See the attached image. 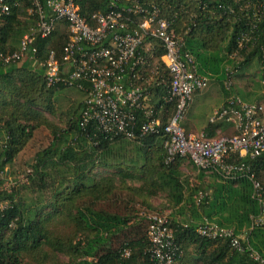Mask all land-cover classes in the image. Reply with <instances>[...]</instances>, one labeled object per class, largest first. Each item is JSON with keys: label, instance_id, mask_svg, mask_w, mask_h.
I'll use <instances>...</instances> for the list:
<instances>
[{"label": "trees", "instance_id": "16d2710c", "mask_svg": "<svg viewBox=\"0 0 264 264\" xmlns=\"http://www.w3.org/2000/svg\"><path fill=\"white\" fill-rule=\"evenodd\" d=\"M16 1L19 6L12 7L0 25L1 52L14 51L13 44H19L29 24L19 17L30 8V0ZM144 1L158 8L182 39V52L192 56L197 74L222 79L223 83L227 73L240 76L239 70L253 59L259 65L264 0ZM75 2L79 15L89 23L91 14L106 10L108 0ZM241 36L251 39L232 56ZM67 37L66 27L60 24L49 37L37 39L39 60L49 50L59 59ZM9 40L13 44L6 50ZM224 40L227 43L222 47ZM147 43L151 47L144 53L142 79L137 84L144 104L164 123L173 110L172 103L163 101L169 78L160 62L158 42L146 38L143 45ZM259 77L264 78L261 69ZM63 89L71 88H47L42 69L33 68L27 60L0 69V173L12 166L35 130H47L51 140L35 153L30 172L25 175L26 186L22 184L9 193L0 189V204H5L0 208V264H21L25 257L35 255L38 262L51 263L57 254L67 258L65 264H156L146 253L147 221L140 213H132L131 205L138 203L152 210L151 200L160 195L173 215L177 211L182 216V222L168 218L178 248L173 264H257L246 253L231 250L226 240L198 236L196 227L204 219L231 229L235 235L246 229L242 242L264 257V228L249 230L250 217L256 215L257 207L250 199L248 182L218 179L210 187L198 184L189 188L185 196L188 185L180 173L184 159L164 162L162 133L131 141L99 133L92 123L82 129L78 125L82 102L66 113V122L56 128L46 116L53 118V94ZM220 127L207 125L203 130L212 136ZM130 143L132 149L127 150ZM248 162L264 186V151ZM45 187L50 190L44 204L39 205L36 198ZM20 193L30 205L24 203ZM29 194L36 197L30 199ZM54 224L62 225L57 227L61 228L59 234L52 232ZM123 249L129 251L127 258L121 257Z\"/></svg>", "mask_w": 264, "mask_h": 264}, {"label": "built area", "instance_id": "2783aa9c", "mask_svg": "<svg viewBox=\"0 0 264 264\" xmlns=\"http://www.w3.org/2000/svg\"><path fill=\"white\" fill-rule=\"evenodd\" d=\"M18 6L16 0H0V25L11 8ZM28 13L35 19L34 27L21 37L14 51H0V69L27 60L33 68L42 69L47 88L63 86L82 92L78 120L82 129L92 123L99 133L120 135L131 141L160 132L164 137L165 163L182 158L195 171L212 174L221 181L245 180L250 186V199L257 207L256 215L250 217L249 230L264 228V186L255 178L248 162L264 151V105L244 102L232 94L230 73L223 81L230 94L221 107L212 111L207 124L230 125L233 133L208 137L202 130L197 135H187L180 123L192 95L205 89L209 78L197 74L192 56L182 52V39L154 4L144 0H123L122 4L108 0L106 10L91 14L89 23L79 15L75 0H30ZM60 24L68 33L60 58L49 50L39 60L36 40L49 37ZM262 35L258 51L264 73V24ZM146 38L158 42L162 49L160 62L169 78L163 101L172 103L173 110L164 123L144 104L137 84L142 79L144 53L148 51L145 46L151 47L149 43L143 45ZM250 39L245 36L237 39L231 55L235 56ZM259 83L264 94V78ZM143 216L147 221V255L156 264H173L178 248L167 216L155 212ZM195 231L208 240H226L231 250L246 253L252 261L264 264V257L231 229L204 219ZM128 255L129 251L123 249L121 257Z\"/></svg>", "mask_w": 264, "mask_h": 264}, {"label": "rangeland", "instance_id": "374dc122", "mask_svg": "<svg viewBox=\"0 0 264 264\" xmlns=\"http://www.w3.org/2000/svg\"><path fill=\"white\" fill-rule=\"evenodd\" d=\"M29 9H27L19 17L21 22L22 21H26L27 23L29 22V24L26 25L27 28H26L25 33L29 32L34 27V24H35V19L33 18L32 13H30L31 15H29V13H28ZM11 44H13V40L8 41V44H7L8 46L6 47V50L9 49ZM13 47H14V49L16 47H18V43L13 44ZM239 71L240 72L238 75H240V76L244 75V76H243V78H240V79H236V77H234L233 75L231 76V82H232V92L231 93L234 94L235 96H237L240 100H243L244 102L254 103V102L262 101L264 99V94H262L261 88H260V83H259L260 82V77H259L260 76V66L258 65L256 59L251 60L249 63H247V65L242 67L241 70H239ZM211 81H213V78H209L206 88L198 92V93H200V92H204L205 90H207L208 92L204 96L196 97L194 99V101H193V96L195 94L192 95V97H191V101H193V106L191 108L192 109L191 111L193 113H197V115H200L198 117V121H202L201 113L203 114L209 106H211L212 104H214L216 102V99L214 98L215 94L219 93V91H220L219 90L220 88H217V86L215 84H212L213 82H211ZM229 94L230 93L228 92L227 97L229 96ZM81 97H82L81 92L78 90H74V89H63V90L56 91L52 97V102H54L53 106L55 108L54 116H53V118H51L49 116H46V117L49 119V121L53 125H55L56 128L62 127V125L66 122V119H65L66 115L65 114L70 113V111H74L77 104H80L79 102L83 98V97L82 98ZM82 101H83V99L81 100V102ZM191 101H190V103H191ZM186 113H187V111H186ZM185 118H186V114L180 123L181 127H182V123L184 122ZM187 122H191L190 117H188ZM204 123H205V121L202 124H204ZM42 134H43V131H38L35 139H38V137H43ZM40 140H42V141H40L41 143H35V140H34V142H32V144L30 143L28 146H26V148L23 150V152L16 156L12 166L4 167L2 173H0V181H1L0 189L1 190L9 193V191H11L12 189H14L18 186H22V184H23V186H26L25 185V180H26L25 175L27 174V171H30L29 165H30L32 159L34 158L36 151L42 150V148L44 146H46L48 143V139L44 142H43V139H40ZM131 145L132 144L130 143L127 150L132 149L133 145L132 146ZM193 171H194V169L191 167V164L187 160L184 159L183 163L180 166V173H181V179L185 180L187 185H188L187 191L184 192L185 196L187 195V193L189 194V190H188L189 188H192V187L198 185L197 184L198 180L196 178V175L192 173ZM19 184H21V185H19ZM15 185H17V186H15ZM49 190H50V188L45 187L43 189V191L41 192L40 196L38 198H36V199H40L39 205L44 204L43 201L45 200V197L48 196ZM20 195H21L20 197L24 198V203L27 205H30L28 198L21 193H20ZM33 197L35 198L36 194H29L30 199H32ZM192 197L194 198L195 195H192ZM151 204L154 206V209H152V210L147 209L146 207H144L140 204L138 205V203H133L131 205V207L133 209L132 213H134V214L140 213V215H141V214H145L148 212H155V213H158L161 215H165L169 219L173 218L172 217L173 212H172L171 208H169L166 205V202L164 200L163 195H160L157 198L152 199ZM4 205H5L4 203L0 204V208H3ZM185 214L186 215L188 214L187 211H185ZM174 220H176L178 222H182V216L179 215L177 211H175ZM60 226H62V225L54 224V227H56V228H54L52 232L57 234L58 229H61V228H57V227H60ZM68 231L69 230H63V232H68ZM42 251H46V247H43ZM37 257H38V255H35L32 257H25L21 261V264H65L67 261V258L61 254H57L56 260H54L51 263H49V261L44 262V263H40L37 261Z\"/></svg>", "mask_w": 264, "mask_h": 264}, {"label": "crops", "instance_id": "0c3cea01", "mask_svg": "<svg viewBox=\"0 0 264 264\" xmlns=\"http://www.w3.org/2000/svg\"><path fill=\"white\" fill-rule=\"evenodd\" d=\"M226 43H227V41L224 40L222 42V47H224L226 45ZM149 48L150 47L145 46V49H149ZM243 76H235V77H236V79H240V78H243ZM221 81H222V79L220 81H218L215 78H213V81H211V82H213L212 84H215L217 86V88H220L219 89L220 91H219V93L215 94V97L214 98L216 99V102L214 104H212L211 106H209L207 108V110L203 114L201 113L202 121H198V117L200 115H197V113H193L191 111L192 110L191 108L193 106L194 99L196 97H202V96H204L208 91L205 90L204 92H200V93L197 92V94L195 93V95L193 96V101H191V103L189 104L190 107H188V109H187L186 118H185L184 122L182 123V128H183V131H184L185 134H187V135H197V133H199L200 131H202L208 125L207 124V121H208V118L211 115L212 111L215 110V109H217V108H219V107H221L223 105V103L225 102V100L227 98L228 91H226L224 89L223 83ZM81 95L84 98V94L81 93ZM81 100H80L79 103H81ZM259 102H260V104L264 105V103H263L264 102V99L262 101H259ZM259 102H254V103H259ZM247 103H252V102H247ZM76 107H78V104H77ZM188 117H190V121L191 122H187ZM204 121H205V123L202 124ZM218 124H220V126H221L220 129L214 130L212 136H208V132H207V136L208 137H214V136H216L218 134H221V135H231L233 133L232 127L230 125H227V124H224V123H218ZM215 125H217V124H215ZM38 131H43V134H42L43 137H38V139H35L36 136H37L36 134L38 133ZM203 131H205V130H203ZM2 139H3V133L0 131V141ZM40 139H43V142L48 139L47 145L49 144V142L51 140H50V136H49V133H48L47 130L42 129V128L35 130L33 132V134H32L31 139L27 142L26 146H28L30 143L32 144V142H34V140H35V143H41L40 141H42V140H40ZM26 146L21 150L20 153L23 152V150L26 148ZM46 146H44L43 148H45ZM191 167L193 168L192 165H191ZM192 173L196 175V178L198 180L197 181V184H201V185H204L205 184L206 186L210 187V186L214 185L215 182L218 183V179L215 176H213L212 174H207V173L201 172L202 173V178L199 179V172L195 171V169H194V171ZM141 215H144V214H141ZM172 217H174V215ZM210 222H213V221H210ZM245 230H242L243 232H241L240 234H238V236H240L242 239H245V236H244Z\"/></svg>", "mask_w": 264, "mask_h": 264}]
</instances>
